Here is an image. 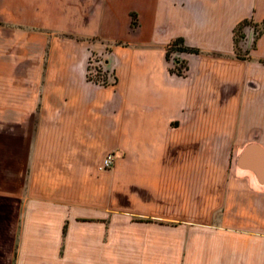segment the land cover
<instances>
[{
	"label": "crops",
	"instance_id": "crops-1",
	"mask_svg": "<svg viewBox=\"0 0 264 264\" xmlns=\"http://www.w3.org/2000/svg\"><path fill=\"white\" fill-rule=\"evenodd\" d=\"M244 19L264 0H0V264H264Z\"/></svg>",
	"mask_w": 264,
	"mask_h": 264
},
{
	"label": "water",
	"instance_id": "water-1",
	"mask_svg": "<svg viewBox=\"0 0 264 264\" xmlns=\"http://www.w3.org/2000/svg\"><path fill=\"white\" fill-rule=\"evenodd\" d=\"M239 163L260 172L264 165V152L257 144H249L242 152Z\"/></svg>",
	"mask_w": 264,
	"mask_h": 264
},
{
	"label": "trees",
	"instance_id": "trees-1",
	"mask_svg": "<svg viewBox=\"0 0 264 264\" xmlns=\"http://www.w3.org/2000/svg\"><path fill=\"white\" fill-rule=\"evenodd\" d=\"M135 20H134V18H133V20H132V24L133 25H135ZM248 23V20L247 19H244V20H242L241 22H239L238 23V25L236 26V28H235V43H236V45H237V43H238V40L237 39H239V38H237V34H236V32H237V29L238 28H243L244 27V25L245 24H247ZM262 31H264V27L263 28H261L260 30H259V32H262ZM244 35H245V33H244V31L242 30L240 33H239V36L242 38V37H244ZM179 42H181V38H176V39H174V41H173V44H178ZM177 48H179V49H184V48H186V47H184V45H179V46H177ZM176 62V64H178L177 65V68H173L174 70H176L177 72H182L183 70L181 69V67H182V65L183 64H181V62L180 61H175ZM94 64V63H93ZM93 68H94V70H93V75L95 76V79L96 80H98V81H101V82H105V76H106V73L108 72L107 70H103V69H101V67H100V62H98V63H96V64H94L93 65ZM94 76H93V78H94Z\"/></svg>",
	"mask_w": 264,
	"mask_h": 264
},
{
	"label": "built area",
	"instance_id": "built-area-1",
	"mask_svg": "<svg viewBox=\"0 0 264 264\" xmlns=\"http://www.w3.org/2000/svg\"><path fill=\"white\" fill-rule=\"evenodd\" d=\"M177 65L178 64H176V62L174 61V68H177ZM100 67L103 70H107L106 67L104 66V64L101 62H100ZM181 69L183 70V66L181 67ZM113 160H114L113 153L112 152L107 153L103 159L101 167H103V168L111 167L113 164Z\"/></svg>",
	"mask_w": 264,
	"mask_h": 264
},
{
	"label": "rangeland",
	"instance_id": "rangeland-1",
	"mask_svg": "<svg viewBox=\"0 0 264 264\" xmlns=\"http://www.w3.org/2000/svg\"><path fill=\"white\" fill-rule=\"evenodd\" d=\"M246 27V28H245ZM245 27H243V28H238L237 29V32H236V34H237V38H239V39H237L238 40V42H239V40H243L244 39V37H240L239 36V33L243 30L244 31V33L246 34V32L248 31V30H250V32H254V34H256L257 33V31L258 30H260V29H256V28H254V25L253 24H251L250 26H248V25H245ZM237 48H239V49H241V46H238Z\"/></svg>",
	"mask_w": 264,
	"mask_h": 264
}]
</instances>
